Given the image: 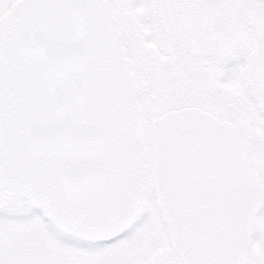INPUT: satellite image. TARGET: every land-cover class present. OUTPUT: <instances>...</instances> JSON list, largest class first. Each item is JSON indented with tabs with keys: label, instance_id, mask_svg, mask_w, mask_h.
I'll list each match as a JSON object with an SVG mask.
<instances>
[{
	"label": "snow or ice",
	"instance_id": "obj_1",
	"mask_svg": "<svg viewBox=\"0 0 264 264\" xmlns=\"http://www.w3.org/2000/svg\"><path fill=\"white\" fill-rule=\"evenodd\" d=\"M138 5L151 12L157 52L167 47V63L145 56L131 20L107 23L100 32L81 21L91 9ZM196 9L200 15L191 14ZM30 14L43 19V30ZM22 22L45 45L29 61L36 66L41 99L54 112L71 113L75 128L110 131L103 151L85 144L57 148L46 159L26 155L13 161L0 145V264H106L102 255L71 253L26 259L13 254L12 244L33 219L65 247L93 253L130 237L145 219L129 223L131 205L141 201L148 178L123 163L116 133L122 124L134 131L144 105L151 138L176 145L160 166L186 170L172 182L190 193V206L210 223L223 216L231 231L243 230L247 189L255 186L264 196V0H19L13 15L0 13V127L12 120L8 85L13 58L22 57L13 34ZM13 197H39L42 203H29L27 212L8 211ZM46 210L89 239L59 234ZM186 264L244 262L232 252Z\"/></svg>",
	"mask_w": 264,
	"mask_h": 264
},
{
	"label": "water",
	"instance_id": "obj_2",
	"mask_svg": "<svg viewBox=\"0 0 264 264\" xmlns=\"http://www.w3.org/2000/svg\"><path fill=\"white\" fill-rule=\"evenodd\" d=\"M19 0L14 1L3 14L11 16L18 7ZM30 22L42 18L30 14ZM82 24L91 22L97 31L103 30L107 23H114L108 8H96L82 14ZM13 40L18 42L22 50V57L12 63L13 75L8 85V103L6 109L12 115L10 123L0 127V145H3L4 154L13 161H20L26 155H35L46 159L57 148L71 150L77 146L91 144L98 151H103L108 140L110 130L78 129L72 126L71 113L62 114L59 110L53 111L48 105L50 101L41 99L43 89L39 86L36 76V66L29 61L40 55L44 42L39 33H29L22 22L14 34ZM78 115L86 116L82 107ZM120 115L127 121V109L121 104ZM122 148L120 153L123 163L141 174L143 131L138 114L135 119V129L131 131L127 124H122L116 133ZM151 139L152 164L150 170L151 185L156 206L160 212L169 241L183 264L189 258H202L210 255H225L235 252L244 262L245 254L250 242L251 224L258 211V201L254 186L247 189L245 196L248 202L244 218V228L234 233L226 226L223 216H217L211 223L202 218L198 211L191 207L190 193L172 181H179L185 175V169L175 167L165 170L160 166L164 153L176 148L171 140ZM29 203H42L39 197H29ZM138 202H133L131 223L136 216ZM45 214L50 224L62 233L87 241L88 236L83 231L69 229L59 218L49 210Z\"/></svg>",
	"mask_w": 264,
	"mask_h": 264
},
{
	"label": "flooded vegetation",
	"instance_id": "obj_3",
	"mask_svg": "<svg viewBox=\"0 0 264 264\" xmlns=\"http://www.w3.org/2000/svg\"><path fill=\"white\" fill-rule=\"evenodd\" d=\"M14 1L16 0H0V13L3 14ZM109 11L116 24H120L125 20H131L135 23L137 31L140 34L139 47L143 50L146 57L156 55L160 63L168 62L167 47H160V51L157 52L158 45L153 37L150 26L152 14L147 8L138 5L135 8H109ZM191 14L200 15L201 13L200 10L196 9L191 10ZM222 15L227 17L231 13L224 12ZM146 107L144 105L139 108L144 134H146L148 127V123L144 118V108ZM147 188L151 189V186L146 184L145 192L139 202L134 221L140 216L145 217L146 213H148L150 220L152 219L157 222L153 229L148 230V232L137 231L135 229L127 240L104 253L80 250L82 257H84V254L90 258H93L95 255H102L106 264H182L167 238L164 225L154 205V199L151 198L152 192L147 191ZM255 188L260 208L252 222V243L247 250L244 264H264V196L259 195L258 188ZM19 201L18 198H11L12 206L6 210L13 212L29 211L28 201ZM142 237H145V240L139 243ZM132 243L134 244V248L131 253H127L128 246ZM28 253H30L29 249Z\"/></svg>",
	"mask_w": 264,
	"mask_h": 264
},
{
	"label": "rangeland",
	"instance_id": "obj_4",
	"mask_svg": "<svg viewBox=\"0 0 264 264\" xmlns=\"http://www.w3.org/2000/svg\"><path fill=\"white\" fill-rule=\"evenodd\" d=\"M143 154L145 163L143 167V176L148 178L147 184H149L150 186L149 170L151 157L150 141L147 132L145 134V140L143 144ZM147 191L150 192L151 189L147 188ZM146 214L147 215L145 216V219L137 226V231L148 232V230L150 231L151 229H153L154 225L157 224V222H155L154 220H150L148 213ZM144 240L145 237H142L139 243L144 242ZM12 248L14 249V255L26 259L49 260L57 258L62 254L68 253L76 256H81V252L79 249L68 248L59 243L58 238H54L53 235L49 232L48 228L44 224H42L39 219H33L28 225H25L23 227V235L19 240L13 242ZM133 248L134 244L132 243L128 246L127 253H131ZM28 249L30 253H28ZM83 256L85 257L87 255L84 254ZM86 258L90 257L87 256Z\"/></svg>",
	"mask_w": 264,
	"mask_h": 264
}]
</instances>
